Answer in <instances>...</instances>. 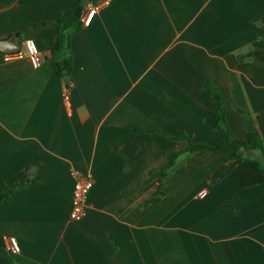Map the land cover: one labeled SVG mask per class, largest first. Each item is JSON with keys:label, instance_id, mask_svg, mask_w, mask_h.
I'll return each instance as SVG.
<instances>
[{"label": "crops", "instance_id": "obj_1", "mask_svg": "<svg viewBox=\"0 0 264 264\" xmlns=\"http://www.w3.org/2000/svg\"><path fill=\"white\" fill-rule=\"evenodd\" d=\"M71 7L0 0V41L54 37ZM71 49L67 80L48 53L34 67L0 52V192L15 190L0 237L21 247L0 264H264V172L230 160L241 146L203 87L236 138L264 140V0H108ZM179 132L224 145L183 152ZM72 169L94 179L79 221Z\"/></svg>", "mask_w": 264, "mask_h": 264}, {"label": "trees", "instance_id": "obj_2", "mask_svg": "<svg viewBox=\"0 0 264 264\" xmlns=\"http://www.w3.org/2000/svg\"><path fill=\"white\" fill-rule=\"evenodd\" d=\"M88 1L96 0H72L71 9L62 11L55 23L59 26V33L41 41H35L42 53H48L52 61L54 71L65 80L69 79L73 66V52L71 49L72 38L83 28V16L85 13V4ZM204 90L209 94V98L215 105V115L217 117L216 128L224 131L229 142H234L241 146L238 152L233 154L230 160H257L260 165V171L264 172V140L258 133L247 134L246 138H236L227 124V111L223 100L221 90L211 81H203ZM178 140H186L188 145L183 152L196 151H219L224 143L216 146L208 144L195 143L185 132L176 134ZM180 153H175L170 162L162 169L164 174L175 164ZM23 187V182L20 188ZM15 190L3 187L0 192V201L13 197ZM4 239L0 237V252L8 254Z\"/></svg>", "mask_w": 264, "mask_h": 264}, {"label": "built area", "instance_id": "obj_3", "mask_svg": "<svg viewBox=\"0 0 264 264\" xmlns=\"http://www.w3.org/2000/svg\"><path fill=\"white\" fill-rule=\"evenodd\" d=\"M108 0H102L100 2L93 3L91 1L85 4V13L82 19L83 25H89L93 18L95 17L97 11L101 6H103ZM34 39H27L23 42V49L16 52L6 53L5 57L7 60H13L16 58L24 59L28 58L32 63L31 65L37 67L41 63V51L39 50ZM71 83L66 84L65 92L63 97L65 101L70 100L69 89L71 88ZM71 176L74 180L73 182V205L70 213V219L73 221L82 220L86 214L87 206L89 205V197L91 190L93 188L94 179L83 174L77 169L71 170ZM207 196V190L202 189L198 191L199 199H203ZM5 242V240H4ZM6 250L10 255H16L20 252V244L18 240L14 237L6 238Z\"/></svg>", "mask_w": 264, "mask_h": 264}, {"label": "water", "instance_id": "obj_4", "mask_svg": "<svg viewBox=\"0 0 264 264\" xmlns=\"http://www.w3.org/2000/svg\"><path fill=\"white\" fill-rule=\"evenodd\" d=\"M18 36L5 41H0V52L2 53H11L21 50V44Z\"/></svg>", "mask_w": 264, "mask_h": 264}]
</instances>
